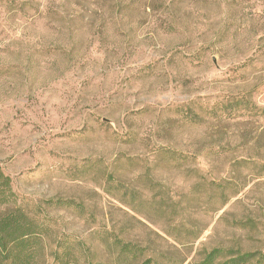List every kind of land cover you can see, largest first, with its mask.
Returning a JSON list of instances; mask_svg holds the SVG:
<instances>
[{
  "label": "rangeland",
  "instance_id": "rangeland-1",
  "mask_svg": "<svg viewBox=\"0 0 264 264\" xmlns=\"http://www.w3.org/2000/svg\"><path fill=\"white\" fill-rule=\"evenodd\" d=\"M0 166L46 264L264 253V0H0Z\"/></svg>",
  "mask_w": 264,
  "mask_h": 264
},
{
  "label": "trees",
  "instance_id": "trees-1",
  "mask_svg": "<svg viewBox=\"0 0 264 264\" xmlns=\"http://www.w3.org/2000/svg\"><path fill=\"white\" fill-rule=\"evenodd\" d=\"M14 203L16 194L12 179L0 166V208ZM49 230L21 207L1 209L0 264H46L45 238ZM53 243L55 248L50 255V264H139V252L130 244L122 243L108 260H98L92 250L79 240L57 239ZM197 264H264V253L231 254L217 248Z\"/></svg>",
  "mask_w": 264,
  "mask_h": 264
}]
</instances>
